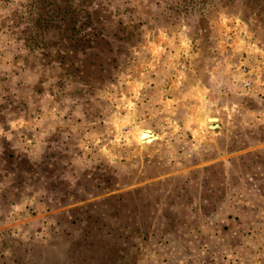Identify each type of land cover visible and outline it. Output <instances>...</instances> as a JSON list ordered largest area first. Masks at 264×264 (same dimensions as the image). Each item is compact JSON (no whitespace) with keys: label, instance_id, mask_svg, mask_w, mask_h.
I'll list each match as a JSON object with an SVG mask.
<instances>
[{"label":"rangeland","instance_id":"374dc122","mask_svg":"<svg viewBox=\"0 0 264 264\" xmlns=\"http://www.w3.org/2000/svg\"><path fill=\"white\" fill-rule=\"evenodd\" d=\"M0 264H264V0H0Z\"/></svg>","mask_w":264,"mask_h":264},{"label":"crops","instance_id":"0c3cea01","mask_svg":"<svg viewBox=\"0 0 264 264\" xmlns=\"http://www.w3.org/2000/svg\"><path fill=\"white\" fill-rule=\"evenodd\" d=\"M162 41H155L153 40V43H152V46L149 47L150 48V54H146V63H145V66L143 68V73H142V77L141 79H152V82L153 80L157 79V77H161V76H164L165 75V67L164 65L161 63L162 62V54H160L161 51L160 50V47H162L163 49V46H162ZM159 52V53H158ZM186 51H184V53H186ZM145 77V78H144ZM158 93V92H156ZM196 106H195V109L194 111H192V118L195 120V116H197V113L200 112V110H202V93H198V95L196 96ZM208 101V99L206 100V102Z\"/></svg>","mask_w":264,"mask_h":264},{"label":"built area","instance_id":"2783aa9c","mask_svg":"<svg viewBox=\"0 0 264 264\" xmlns=\"http://www.w3.org/2000/svg\"><path fill=\"white\" fill-rule=\"evenodd\" d=\"M252 71L248 65L243 62L239 65L237 76L238 78L233 79V82L239 84V91L249 92L253 87V79L251 77Z\"/></svg>","mask_w":264,"mask_h":264},{"label":"bare ground","instance_id":"6f19581e","mask_svg":"<svg viewBox=\"0 0 264 264\" xmlns=\"http://www.w3.org/2000/svg\"><path fill=\"white\" fill-rule=\"evenodd\" d=\"M207 120H208V122H209V123L207 124V127H208V128L210 127V125H211L213 122H217V121H218L217 118L212 119V117L208 118ZM144 132H146V134H147L148 136L145 137V138H143L142 140H143L144 142H146V143L151 142V141L154 139V136H153L152 132H151V131H142L141 134L144 133ZM141 134H140V135H141Z\"/></svg>","mask_w":264,"mask_h":264},{"label":"water","instance_id":"95a60500","mask_svg":"<svg viewBox=\"0 0 264 264\" xmlns=\"http://www.w3.org/2000/svg\"><path fill=\"white\" fill-rule=\"evenodd\" d=\"M212 119H214V118H212ZM218 127H219V125H218L216 122H213V123L210 125L209 129H211V130H213V131H216V130L218 129ZM147 136H148V135L146 134V132H144V133L141 134L140 138L143 139V138H145V137H147Z\"/></svg>","mask_w":264,"mask_h":264}]
</instances>
